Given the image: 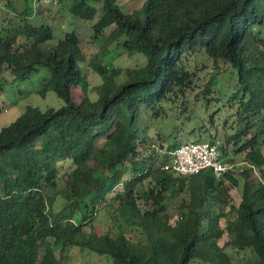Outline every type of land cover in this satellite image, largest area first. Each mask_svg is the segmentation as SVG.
<instances>
[{
	"label": "trees",
	"instance_id": "trees-1",
	"mask_svg": "<svg viewBox=\"0 0 264 264\" xmlns=\"http://www.w3.org/2000/svg\"><path fill=\"white\" fill-rule=\"evenodd\" d=\"M32 1L18 24L0 31V92L46 68L43 94L54 92L64 106H28L0 131V264H61L75 250L107 256L110 264H264V0H146L132 12L120 0H60L92 24L94 43L106 41L88 63L102 81L97 99L80 102L73 88L89 89L81 37L67 32L51 45L54 29L40 12L29 15ZM112 44L145 58V66L113 68L103 61ZM198 52L236 71L237 128L226 138L261 172L259 181L253 168L237 167L244 180L239 205L230 193L239 186L235 174L165 171L179 145L156 150L139 128L144 110L159 118L193 86L187 61ZM185 192L189 199L173 218L167 202ZM101 209L110 213L111 230L87 234ZM228 214L236 217L222 227ZM133 231L136 242L127 236ZM228 249L251 250L255 258L235 260Z\"/></svg>",
	"mask_w": 264,
	"mask_h": 264
},
{
	"label": "rangeland",
	"instance_id": "rangeland-1",
	"mask_svg": "<svg viewBox=\"0 0 264 264\" xmlns=\"http://www.w3.org/2000/svg\"><path fill=\"white\" fill-rule=\"evenodd\" d=\"M146 0H120L119 4L127 12L140 9ZM1 2V1H0ZM2 3V2H1ZM0 3V31L11 29V22L18 24L22 19L17 17L27 7L26 0H9V6ZM33 8L28 10L31 17L37 13H41L54 29L56 42L51 45H57L64 40L67 32L77 33L82 40V48L86 55L87 62L84 66V73L87 75L89 89L85 92L82 88H73L72 95L75 102H80L86 96L96 100L97 94L94 88L99 86L101 78L88 66L94 55L100 53L105 48L106 41L93 42L90 38L92 35V24L73 17L69 12L71 2L50 3L45 0H33ZM114 27L107 29L106 35L113 31ZM109 54L103 60L109 63L113 68L119 69H138L145 66V58L140 55L130 56L128 52L119 48L116 44L107 46ZM187 67L194 74V84L186 91L185 96H180L166 105L159 118H155L152 112L144 110L141 113V122L139 128L144 130L148 136L150 147L158 150L159 148H167L171 144L179 146L186 142H217L226 154V161L235 165L232 167L236 179L239 181L238 187H231L230 193L233 203L239 205L243 195L244 180L239 174L238 166L253 168V179L260 181L261 172L252 164L246 162L245 153L236 152L238 147L234 143L227 142V136L236 133V116L238 100H233L238 91V82L236 71L231 68L228 63L218 62L214 64L203 53L198 52L187 61ZM50 72L46 68H41L38 74L33 75L27 81L13 82V77L7 75L11 84L0 92V131L14 122L21 116L28 106L36 107L41 111L48 109H59L64 106L61 100L54 92L49 91L43 94L44 87L49 78ZM209 90L207 95L205 92ZM207 100L209 104H207ZM264 137V136H263ZM262 137V138H263ZM264 142V141H263ZM264 150V145H263ZM161 151V150H159ZM160 161L163 155L160 156ZM65 169L70 166L66 165ZM65 173V171L63 172ZM131 178V174L125 175ZM188 192L183 194H175L167 202L168 214L173 218L178 216V207L183 200H188ZM63 199L58 197L54 201L56 210H60L63 206ZM228 211L227 208L224 212ZM235 214H228L226 219H222L221 226L225 227V222L234 220ZM205 225H207L205 223ZM113 226L110 213L106 209H101L95 217L92 225L88 226L85 231L87 234L103 235L111 230ZM127 236L133 241H137L139 235L137 232H127ZM229 241V236L225 235L219 242L223 246ZM228 252L236 259L255 258L251 250ZM73 256L63 259L61 264H110L107 256H98L90 251L75 250ZM57 257L60 259L59 252ZM108 259V260H107ZM193 264H205L195 261Z\"/></svg>",
	"mask_w": 264,
	"mask_h": 264
},
{
	"label": "built area",
	"instance_id": "built-area-1",
	"mask_svg": "<svg viewBox=\"0 0 264 264\" xmlns=\"http://www.w3.org/2000/svg\"><path fill=\"white\" fill-rule=\"evenodd\" d=\"M58 4L60 0H45ZM171 160L164 166L165 171L192 177L204 171H211L216 179L233 173L234 164L227 162L217 142H186L171 153ZM235 174V173H233Z\"/></svg>",
	"mask_w": 264,
	"mask_h": 264
}]
</instances>
